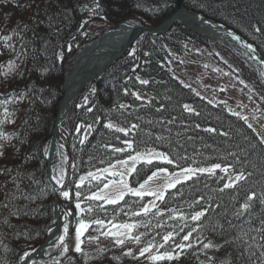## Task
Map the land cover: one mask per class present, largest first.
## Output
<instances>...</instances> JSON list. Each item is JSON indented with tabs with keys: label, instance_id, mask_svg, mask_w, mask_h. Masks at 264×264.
Returning <instances> with one entry per match:
<instances>
[{
	"label": "trees",
	"instance_id": "1",
	"mask_svg": "<svg viewBox=\"0 0 264 264\" xmlns=\"http://www.w3.org/2000/svg\"><path fill=\"white\" fill-rule=\"evenodd\" d=\"M176 2L0 0V102L6 101L0 103V264H19L55 225L45 152L61 97L64 63L60 55L68 59L96 39L99 34L94 37L89 29L97 21L111 28L129 19L156 26L176 11ZM185 7L233 29L264 56V0H185ZM193 43L211 45L178 25L161 36H141L136 42L138 62L128 56L119 60L103 79L95 82L99 94L89 96V108L73 106L76 126L67 142L69 165L61 192L69 191L72 197L77 190L81 192L82 207H92L90 213L83 212L84 222L133 220L131 216L139 207L130 199L105 206L85 199L102 182L78 185L85 174L125 159V150L115 149L128 147L126 141L135 147L132 152H163L172 161L167 166L171 171L190 166H229L246 176L233 189H223L225 176H219V172L200 179L201 186L193 180L175 191L179 193L169 195L167 204L178 195L182 197L179 211L187 216L206 209L190 241L194 245L182 258L193 259L195 251H200L218 264H264V193L258 177L264 176V147L242 119L197 98L162 66L167 57L165 47L180 50ZM138 63L148 70V78L143 75L150 80L147 88L134 78L140 70L130 71ZM134 88H142L151 96L150 102L136 100ZM186 105L194 112L185 110ZM109 123H117L128 133L106 127ZM77 125L82 127L78 135L73 134ZM89 126L94 128L92 135L84 138L83 130ZM222 133L227 137H221ZM218 144L222 150L213 152ZM154 169L148 167L150 171ZM139 173L138 170L135 175ZM245 203L249 204L247 210L243 208ZM61 205L72 219L74 205L67 200H62ZM190 221L171 223L174 228L169 231L165 220L148 217L136 235L154 242L168 233L183 237L184 230L195 223ZM96 228L93 224L84 237L82 253L73 254L64 263L45 259L41 264H116L108 260L118 259L116 245L101 238ZM97 236L100 247L89 242L90 237ZM209 242L219 247L204 249L203 244ZM98 248L105 251L99 252ZM122 264L148 262L124 259Z\"/></svg>",
	"mask_w": 264,
	"mask_h": 264
},
{
	"label": "rangeland",
	"instance_id": "2",
	"mask_svg": "<svg viewBox=\"0 0 264 264\" xmlns=\"http://www.w3.org/2000/svg\"><path fill=\"white\" fill-rule=\"evenodd\" d=\"M185 6V4H184ZM186 8V7H184ZM176 10H177V4H176ZM176 13V11H175ZM174 13V14H175ZM198 14V13H196ZM166 19V18H165ZM162 19L161 23L165 20ZM160 23V24H161ZM177 25V24H175ZM179 26V25H178ZM184 28V26H181ZM111 28L104 22L97 21L96 23H93V25L90 27L89 30L93 31V36L99 34L96 38H98L100 35H102L105 31L104 29ZM186 28V27H185ZM184 28V29H185ZM189 32L193 33L189 30ZM195 35H198L199 37L203 38L206 42H211L209 39L205 38L202 35H199L198 33H194ZM140 38V37H139ZM137 38L136 42L139 40ZM204 44V43H203ZM210 46L207 45H196V43L193 44H185L181 47V49H172L169 47H165V52L167 53L166 57V63H163L162 66L164 69L168 70V72L171 73V75L180 82L184 87L189 88L193 91L194 95L204 100L206 103L212 105V106H219L226 110L229 114L232 116H237L240 119H242L246 126L252 130L253 134L257 138L258 142L264 147V83L255 75L251 70L248 69V67L238 60L226 47H224L221 44H216L211 42ZM129 54L128 55H135L137 46L136 43H133L131 47H129ZM66 58L64 54L60 55V60L63 58ZM65 64L63 65V68H65V71H68L73 66V57L70 56L68 59H64ZM134 69H139L140 73L136 74L134 76L135 80L142 85V87L147 88L149 85V81L143 77L147 76V71L143 65L138 64ZM64 76L62 80L61 85V97L59 100V105L57 108L56 117L59 113V108L64 100L65 94H64ZM147 80V84H142L141 81ZM97 80L91 82L88 84L84 90L82 91L81 95L76 99V101L72 104L70 114L64 125L62 126V134L57 138H60V142L63 145L62 153L64 158L66 159V165H65V174H67V169L69 165V159H68V152H67V142L72 137V130L73 126H76V123L74 120L76 118L73 117L74 113L72 111L73 106L76 104L79 108L87 107L89 105V96L92 94H99V88L96 85ZM134 87V86H133ZM134 97L136 100L143 102H150L151 96H149L147 93H145L142 88L133 89ZM89 108V107H87ZM90 110V109H89ZM185 110L188 112H194L193 107L187 105V108L185 107ZM55 117V120H56ZM54 120V123H55ZM251 125V127H249ZM111 129H117V128H123L122 126L118 125L117 123H112ZM80 129L82 127L77 125V131L73 134H80ZM93 127L89 126L87 128H84V138H87L88 136L92 135ZM124 129V128H123ZM71 130V133H70ZM79 131V132H78ZM124 134H127L128 132H122ZM212 133H215L214 131ZM225 133L221 134V137L226 138L227 136H224ZM53 135V131H52ZM52 139V136H51ZM51 139L49 141V144L47 145L46 152H45V160H46V171H47V181L49 177V165H48V148L51 142ZM135 148L131 144V147H125L122 148L125 151V159L116 161L113 165L105 167L104 169H108V172H104V169H98L97 171H92L90 173L93 174V176H89V173L85 174L79 181L78 185L82 186L85 182H102L101 186L98 188L96 192L100 190V188L103 187L104 183L109 184V188L104 190V194L108 198H116L118 191H117V185L113 184V181H123V183H120L118 185L120 190H123L126 195L124 196L123 200H121L118 204H108L106 201H99L102 202L105 206H115L120 205L125 202V199H130L131 202L135 203L136 206L139 207V209L135 212H133L131 219L134 218L131 221H127L124 223H105L106 227L105 230L111 228L112 231H119L121 233L122 239L125 240V244L123 246L116 245L119 256L118 259L110 258L108 259L110 262L116 263V264H122V261L124 259H131V260H138L141 259V261L145 260L148 264H218L219 262H216L215 259H213L211 256H207L205 253H201L200 251H195L196 255L193 254V259H190L189 262H185L184 260L186 258H182V255L180 256L179 260H161V261H153L149 257L150 255H163L166 251H171L173 254L175 252H179V249H175V244L189 243L192 242L193 236L198 232H193L192 237L190 238V241H183L181 236L173 235V240H170L168 242H164L162 239L160 241H153L148 238L147 240L145 238H142L143 236H140V228L142 227L143 223L146 221L148 217H152L154 220L157 221H163L165 220V225H167V230L171 231L174 227H170L169 224L171 223H177L178 221L183 222L184 220H190L191 216H187L182 213V211H179V208L181 206V196L178 195L176 199H174V202H171L170 204H167L170 199H168L169 195L171 193H174L177 191L180 187L190 184L193 180H196L200 185V179H202L204 176L209 175H215L220 172L219 176H225L224 185L227 184L230 180L235 181V177L240 174L235 173V171L229 167L224 166L220 164V168H215V165L210 166H190L185 167L183 169H193V174L191 179H185V174L183 172V169H177L174 171H171L167 168L170 164L164 159L166 156L169 160V156L165 155L161 151H157L154 149H151L146 152H132L131 150ZM222 146L215 145L214 151H221ZM227 150V149H226ZM224 150V151H226ZM123 152V151H122ZM129 156H139V159L136 161H133L129 159ZM148 160H151L152 163H147ZM215 160V159H214ZM122 161H127V163H122ZM152 166L155 169L152 171L148 170V167ZM135 168V171H132V169ZM227 168V172L223 171V169ZM161 169H167V172L161 171ZM199 169H211L212 171H198ZM140 171L139 174L135 175L137 171ZM112 173H116V175H112ZM153 173H156V175H153ZM99 175L100 180H96L93 177ZM65 176V180H66ZM151 177V179H148ZM261 178L260 181V187L262 192L264 193V176H258ZM176 179H179L181 183L176 184L174 188H169L168 184L171 182H174ZM64 180V183H65ZM81 180H83V184H81ZM147 181V183H145ZM203 182V181H202ZM240 182V181H239ZM239 182H236V186ZM48 184L50 185L49 181ZM127 185L128 187L125 188L124 185ZM144 184V188L141 189L140 185ZM64 186V184H63ZM235 186V187H236ZM52 191H53V201L55 206V198L59 199V202L61 203L62 200H67L69 203L74 205L75 209V217L73 216L72 219H69L67 222V228L68 231L65 232L64 229V240L61 244H52L51 247L45 251H43L41 254H39L37 259H34L32 263L29 264H41V262L45 259H51L55 260L56 262H67V258L71 257L73 254H77L75 251V246L77 244V237H76V227L78 226L80 221L79 219L82 212L75 207V204L77 200L80 201L78 197L74 194L73 197L70 193V198H65L62 195L61 188L60 191L56 192L53 187L50 185ZM128 188H131L136 191H144V192H154V193H162L163 199H157V196L155 195H144L142 197H137L135 195H132L131 192H128ZM234 188V187H233ZM233 188H225L223 186V189L229 190ZM95 193V192H94ZM179 193V192H175ZM254 198V196H253ZM168 199V201H166ZM192 202V200H191ZM209 205V203L206 204V206ZM166 206V210L164 207ZM82 207V203H81ZM148 207L149 212L147 214L143 213V208ZM183 207V205H182ZM83 208V207H82ZM205 211L206 209H198L197 211ZM195 211V212H197ZM135 213H140L139 215H136ZM194 214V213H193ZM192 214V215H193ZM180 216H183L184 219H179ZM206 216V212H205ZM204 216V217H205ZM68 217H70L68 215ZM203 218V217H202ZM201 218V220H202ZM200 220V221H201ZM200 221H193L192 227L198 228V222ZM56 219H55V225H56ZM149 222L154 223L153 220H149ZM192 222V220L190 221ZM87 223V222H86ZM132 224L135 225V228L132 231H129L128 229H125L123 227L116 229L113 227V225H127ZM95 227H97L94 224ZM192 227H187L184 230V235H186ZM90 229V228H89ZM88 229V230H89ZM54 230V227L53 229ZM88 230L83 234L81 237V240L84 243V237L88 233ZM50 231V230H49ZM47 232L45 237L43 238L41 243H38L34 246L33 249L29 250L25 254H30L37 250L40 246H42L49 235L50 232ZM136 232H139L140 236V243L137 244L134 240H130L129 237L135 236ZM98 234H100L98 232ZM101 238H104V240L109 239L112 240V245L114 244L113 238H105L100 234ZM163 237V236H162ZM81 244V247L83 245ZM97 247H100V241L97 243ZM149 244L155 245V247L152 248L151 253H145L144 256H140V250L144 247H147ZM163 244V247H160V245ZM65 245L67 246V251H64ZM115 250V249H114ZM131 250L133 255L129 256L126 255V253ZM185 252H189V249H185ZM20 259L19 264L22 260L26 257V255ZM210 255V254H209ZM136 257V258H133ZM209 258V259H208ZM206 262H203L204 260H207ZM211 262L209 263V261Z\"/></svg>",
	"mask_w": 264,
	"mask_h": 264
},
{
	"label": "bare ground",
	"instance_id": "3",
	"mask_svg": "<svg viewBox=\"0 0 264 264\" xmlns=\"http://www.w3.org/2000/svg\"><path fill=\"white\" fill-rule=\"evenodd\" d=\"M184 4L185 0L183 2V9L179 11L177 7L176 12L178 15L175 16L174 21L168 23L169 28L166 30H160V25L162 23L156 26H151L138 21L132 22L126 20L127 22H122L117 27L104 29L105 32L102 35L87 43L79 50V52H75L68 56L73 57V66L68 71H65V68H63V76L65 77V82H63L65 97L58 117L57 136L59 135L60 137L62 134V126L69 117L72 104L81 95L82 91L88 84L95 80L98 81L103 79L107 72L112 69L114 64L127 56L135 58V63L138 62V50H136L135 55H128L130 53L128 50L129 47H131L133 43H136L137 39L132 43L131 46H128V44L132 38L134 39V35L137 32L140 34L138 37H141L142 35L144 37L149 36L152 38L157 37L160 33L162 34L165 31L171 30L175 24L179 25L180 27L184 26V28L186 27V30L192 31L193 34L196 32L199 35L209 39L211 42L218 45L221 44L226 47L238 60L243 62L248 67V69L257 75V77L264 83V63H261L264 59V56L261 54L258 48L241 38L240 35L233 30L218 24L220 22L210 19L202 13L184 8ZM174 13L167 16L166 19L173 16ZM236 36H239L240 40L235 39L234 37ZM94 37L96 36L94 35ZM249 44L252 45V49H254V51L246 47V45ZM126 46L128 49L123 55L122 52ZM61 61H63L65 64L64 58ZM127 69L128 68H123L122 70L127 71ZM138 70L139 69H134V67L130 68V71L133 73L138 72ZM62 149L63 145L60 142V138H57V143L52 151V157L49 162V180L52 187H54L56 191H59L62 186L57 184L56 181L52 179V177L54 175L58 176L61 169H63L65 180L66 159L63 156ZM57 220L58 224L54 227V230L50 231V234L53 236L52 243L61 244L62 242L59 240V237H64L63 233L67 224L66 215L64 218L62 215L58 214ZM195 255L196 252L194 253V256ZM208 259L204 260L203 262L207 263ZM184 261L189 262L190 258H186ZM210 262L211 260L209 263Z\"/></svg>",
	"mask_w": 264,
	"mask_h": 264
},
{
	"label": "snow or ice",
	"instance_id": "4",
	"mask_svg": "<svg viewBox=\"0 0 264 264\" xmlns=\"http://www.w3.org/2000/svg\"><path fill=\"white\" fill-rule=\"evenodd\" d=\"M256 31H260L259 28L256 29ZM235 39L237 40H240V37L239 36H236L234 37ZM5 39H8V37H5ZM246 47L248 49H252V45H246ZM254 51V49H252ZM261 63H264V61H262ZM142 84H147L148 81L147 80H143L141 81ZM0 103H6V101L4 102H0ZM123 107V106H121ZM187 108V105L185 106ZM106 127L108 128H112V124L109 123L106 125ZM249 127H251V125H249ZM116 131L118 132H125V129L123 128H117L115 129ZM128 144L129 147H131V143L130 142H125ZM115 151L117 152H122L124 151V149L122 148H117L115 149ZM129 159L133 160V161H136L139 159V156H129ZM164 159L170 164L172 163L171 160H169L166 156L164 157ZM122 163H127V161H122ZM147 163L151 164L152 161L151 160H148ZM215 168H220V165H215ZM132 171H135V168L132 169ZM161 171L163 172H167V169H161ZM198 171H201V172H204V171H212L211 169H199ZM223 171L227 172V168L223 169ZM104 172H108V169H104ZM183 172L185 174V179H191L192 178V174H193V169H183ZM112 175H116V173H112ZM153 175H156V173H153ZM89 176H93L92 173H89ZM94 179L96 180H100V176L99 175H96L93 177ZM53 180L56 181L57 184H60L62 187H63V181H64V172H63V169H61L60 171V174L57 176V175H54L52 177ZM148 179H151V177H149ZM246 179V176L243 172H241L240 174H238L236 177H235V181H229L227 184L224 185L225 188H233L236 186V182H239V181H242V180H245ZM120 183H123V181H113V184L114 185H117V191H118V194L116 196V198H108L105 194H104V190L109 188V184L107 183H104L103 184V187L100 188V190L98 192H95V193H92L91 195L89 196H86L85 199L86 200H91V201H106L108 204H118L121 200H123L124 196L126 195V193L123 191V190H120L118 185ZM145 183H147V181H145ZM181 183V181L179 179H176L174 182H171L168 184V187L169 188H174L176 186V184H179ZM81 184H83V180H81ZM125 188H127L128 186L125 184L124 185ZM144 184H141L140 185V188L143 189L144 188ZM128 192H131L132 195H135L137 197H142L144 195H155L157 196V199H163V194L162 193H154V192H144V191H136V190H133L131 188H128ZM62 195L65 197V198H70V193L69 191H63ZM76 197H80L81 196V192L79 190H77L76 192ZM254 196V194H253ZM253 196H249L248 199L251 200L253 198ZM75 207L77 209H79L82 213L83 212H91L92 211V207L89 206L88 208H82L81 207V203L79 202V200H77L76 204H75ZM243 208L244 210H247L249 208V204L248 203H245L243 205ZM149 212V208L148 207H144L143 208V213L147 214ZM136 215H139L140 213H135ZM241 213H238V215H240ZM205 216V211H197L195 212L193 215H191V220L192 221H200L202 217ZM179 219H184L183 216H180ZM95 224L97 226L96 228V231L99 232L102 236H104L105 238H113L114 240V244L115 245H121L123 246L125 244V240L120 238L121 237V233L119 231H112L111 228L105 230V227H106V224H105V221L102 220V219H94L93 221L89 222V223H86L84 221H80L78 226L76 227V237H77V244L75 246V251L77 253H82V247H81V244L83 243V241L81 240V237L83 236V234L93 225ZM262 224H264V222H262ZM185 227H187L188 225H184ZM114 228L116 229H119L121 227L125 228V229H128L129 231H132L134 228H135V225H132V224H127V225H113ZM181 231L183 230V228L180 229ZM68 231V228H67V225L65 226V232ZM198 229L197 227H192L191 230L182 237V240L183 241H190V238L192 237V234L193 232H197ZM261 231H264V228L261 229ZM173 233H168L166 235H164L162 237V240L166 243L170 240H173ZM130 240H134L137 244L140 243V236L139 235H135V236H132V237H129ZM198 239V237H197ZM59 240L61 242H63L64 240V237L61 236L59 237ZM89 242H99V237H90L89 239ZM227 243H232V241H228ZM164 245L161 244L160 247H163ZM155 247V245H152V244H149L147 247H144L140 250V256H144L145 253H151L152 251V248ZM193 247L192 243L189 242L187 244H184V243H179V244H175V249H179L180 251L179 252H175V254H173V252L171 251H166L165 254L163 255H150V259L153 260V261H161V260H179L180 256L181 255H185V249H191ZM212 247H219L218 245H214L212 244L211 242L207 243V244H203V248L204 249H208V248H212ZM64 251L66 252L67 251V246L65 245L64 247ZM98 251L99 252H103L105 251V249L103 248H98ZM26 257L30 254H25ZM126 255H129V256H132L133 253L131 250H129ZM133 258H136V257H133Z\"/></svg>",
	"mask_w": 264,
	"mask_h": 264
},
{
	"label": "water",
	"instance_id": "5",
	"mask_svg": "<svg viewBox=\"0 0 264 264\" xmlns=\"http://www.w3.org/2000/svg\"><path fill=\"white\" fill-rule=\"evenodd\" d=\"M183 2H184V0H178V2H177V7H178V10L179 11L181 9H183ZM176 15H178L177 12L173 16H171L170 18L168 17L166 20H164L162 22V24L160 25V30H166L167 28H169L168 23H171L172 21H174V18H175ZM167 21H170V22H167ZM166 23H167V25H166ZM139 35H140L139 32L135 33L134 39L132 38V40L129 42L128 46L129 45L131 46L132 43L137 39V37ZM127 49L128 48L126 46L125 49L122 52L123 55L127 51ZM263 61H264V59H263ZM59 110H61V106H60ZM59 113H60V111H59ZM59 113H58V116L56 117V120H55V123H54L53 135H52V139H51V142H50V145H49V148H48V165H49L50 159L52 157V151H53V149H54V147H55V145L57 143V127H58V117H59ZM48 181L50 183L49 177H48ZM50 185H51V183H50ZM53 189H54V187H53ZM58 214L62 215L65 218V213H64L63 209L60 206L59 200L57 198H55V219L57 221L56 222V226L58 224V220H57ZM52 238H53L52 234L49 233L46 242L42 246H40L37 250H35L34 252L30 253V255H28L27 257H25L24 260H22L20 264H29L32 261H34V259H37L38 256H39V254H41L43 251H45V250H47V249H49L51 247V245L53 244L52 243L53 242L52 241Z\"/></svg>",
	"mask_w": 264,
	"mask_h": 264
}]
</instances>
